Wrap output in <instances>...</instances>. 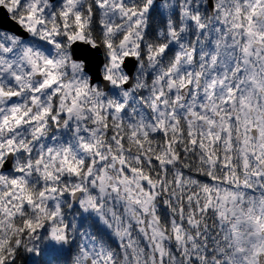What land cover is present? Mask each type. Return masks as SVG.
Segmentation results:
<instances>
[{"label":"rangeland","instance_id":"1","mask_svg":"<svg viewBox=\"0 0 264 264\" xmlns=\"http://www.w3.org/2000/svg\"><path fill=\"white\" fill-rule=\"evenodd\" d=\"M25 1L31 13L24 20L29 31L35 34L36 41L30 42V47L21 57L12 58L10 64L16 62L14 69L20 72V62L29 67L36 109L17 118L13 124L6 118L4 106L0 110V160L8 151H13V162H18L17 152L22 147L29 155L25 169H16L18 183L0 198L3 234L9 220L17 216L24 206L29 205L33 210L44 212L51 205L55 208L57 223L49 228L46 246L57 252L65 250V226H58L64 218L61 212L64 202L57 184L66 181L72 186L69 190L72 201L70 208L78 209L82 217L96 221L101 231L105 230L111 235L122 253L120 264H166L168 256L171 258L170 264H194V261L205 264V254L210 250V244L221 255V259L215 255L211 258L214 264H259L258 257L264 254V173L258 171L255 164L264 157V117L257 113L256 107L264 112V78L253 83L252 77L246 75L248 81L238 97L242 112H239L237 119L231 113L221 120L215 119L214 115L219 112L215 102L221 105L227 102L234 107L238 99L231 88L222 85L226 78L225 65L228 67V63L233 62L232 51L241 36L234 5L251 3L254 6V14L249 18L252 24L247 26L249 30L246 34L264 36V0H220L216 4L217 17L211 20L204 19L199 11L207 5L206 0H146L139 10L128 5L130 0H104L99 6L104 34L114 37L124 33L116 46L108 44L106 63L102 68L104 76L111 83L107 91L99 88L97 83H89V74L84 71L83 62L73 60L67 48L74 38L84 40V31L69 36L66 45L62 44L56 32L50 31L44 21L46 16L51 17L53 3L50 0ZM60 1L70 9L82 0ZM154 9H158L169 23H166L170 27L168 37H173L170 21L173 23L172 14L175 12L182 16V25L194 23L198 27L202 22H222L231 28L223 36L229 40V44L224 45V69L218 81L223 90L216 89L215 95L210 91L199 99H196V92L191 98L182 100L180 91L187 83L184 75L187 59L176 57L178 62L168 67L165 66L167 63L161 61L168 44L175 45L177 38H169L168 43L159 45L156 50L150 46L140 47L145 42L147 16ZM214 33L215 30H212L206 36L215 38V43H218L219 35ZM247 44H243L245 51ZM248 53L249 58L252 55L254 59L259 54L263 55L257 48ZM127 54L134 55L138 60L134 83L129 88L124 87L128 74L122 66ZM250 67V72H257L256 78L261 74L264 77V64L261 68L251 63ZM0 73H3L1 65ZM147 102L149 107L146 106ZM196 103L202 109L209 104L211 110L208 115L196 118L199 134L212 139L221 132L225 134L228 127L240 125L251 136L249 128L258 124V139L250 145L249 150L244 147L246 145L238 144L236 152H239V156L234 157L233 154L232 159L241 165L239 169L234 167L229 156L226 165L229 176L225 184L213 182L205 189L198 180L185 178L175 170L178 192L168 193L171 201L165 203L176 204L184 198L188 210L179 207V217H170L173 230L170 237L159 226L158 210L166 206L159 199L162 196L160 181L151 180L132 166V162L141 161V156L120 146L121 136L116 133L107 139L105 135L110 131V124L119 132L128 129L133 135L152 131L161 134L175 131L180 134L177 116L184 115L186 118L192 115ZM54 106L53 117H48L49 109ZM250 107L254 108L251 115ZM49 119L54 120L50 133L47 132ZM215 126L219 130L216 134L213 132ZM188 129L191 135L196 134L192 121H189ZM6 130L8 134L5 136L3 133ZM26 135L33 137L30 147L24 146ZM223 141V148L231 153L232 145L226 141V137ZM207 142L210 146V140L207 139ZM172 145L169 143L165 146L164 157L160 161L163 170L175 162ZM209 146L208 151L211 150ZM209 160L215 162L210 154ZM84 165L85 171L80 174L79 168ZM36 179L48 184L49 188L34 201L24 193L23 184ZM5 186V173L0 172V189ZM76 192L78 195L75 198ZM209 217L216 218V226L206 221ZM80 236V261L76 264L115 263V255L97 238L93 226L87 225ZM172 244L173 250L180 253L179 257L171 251Z\"/></svg>","mask_w":264,"mask_h":264},{"label":"flooded vegetation","instance_id":"2","mask_svg":"<svg viewBox=\"0 0 264 264\" xmlns=\"http://www.w3.org/2000/svg\"><path fill=\"white\" fill-rule=\"evenodd\" d=\"M53 5L51 6V17H45V25L46 27L51 31L53 30L56 32V35L58 38H60L62 44L66 45V39L69 36H73V34L78 32L84 31V40L74 38L73 41H71L67 48H69L70 52V45L75 41H86L90 42L93 46L96 44H99L97 41H93L91 39L90 34V22L93 17V9L98 10V18L99 17V6L101 3L104 2V0H82L79 1L78 4L70 9H67L66 6H64L60 0H50ZM156 1V0H155ZM220 0H213L214 6L209 7L206 0V6H203L200 8V14L203 15L204 19L211 20V18L217 17V2ZM146 3V0H130L128 5L132 7L135 10H139L143 7V5ZM138 4H141V6H136ZM0 6H2L6 12L9 13V16L18 24H20L21 28L28 33V35L24 36L21 33H16L11 29H6L2 26H0V65L2 66L3 73H0V110L1 107L4 106L6 109V118L10 120V122L13 124V122L16 121L17 118L23 117L27 112L31 110V112L35 111V101H34V86L30 84L32 77L29 75L30 69L27 65L20 62V71L15 70L16 68V62H12L10 64V60L16 57H21L22 53L25 52L27 48L30 47V42L36 41L35 40V34L31 33L28 29L27 22H25V17H27L31 11L30 7L28 6L27 2L25 0H0ZM234 7L237 8L236 13L239 17V20L237 22L238 26V33L241 34L240 37H238V41L236 42V47L232 51V55L234 56L233 62L228 63V67L226 70V78L222 85L231 88V90L234 92L233 95L235 97H239L240 92L243 90V86L246 81H248L246 75L252 77V82H257L259 79H263L264 77L261 75L257 76V72L251 69V63H254L255 65H259L261 68H263L264 64V36L262 35H251L246 34V32L249 30L248 25L252 24V21L249 20L250 17L253 16L254 12V6H251V3H243V4H235ZM84 11L85 16H81V13ZM154 11H158V9H154L150 12V14L147 16V30L144 33L145 42L143 44H140L143 47H148L149 44V38H147V34L151 30L150 27V15L152 13H155ZM159 15L162 16L159 12ZM78 16V18H77ZM173 16V23H171V28H173V37L177 38V41L175 45L168 44L169 46L166 47L164 50V53L162 54V62H166L167 59L170 60L171 64H174V62H178L177 58H186L187 63L185 65V68L187 69L185 72V76L187 79L186 85L188 86L189 94L187 98L192 96L197 92V98L199 99L204 94L208 92H212L214 95L216 94V89H224L222 88V85H218V81H220V75L221 70L224 69L223 66V51H224V45L229 44V40L226 37H223L224 34L226 35V32L228 30H231V28L227 25H223L222 22H202L201 25L198 27L192 23L190 25H182V16L178 14V12H175L172 14ZM163 20V27L160 29L159 38L166 40L168 43L169 38L172 39V36L167 35V33L170 30V27L166 23L167 19L162 16ZM78 22V25L76 23ZM52 22H55L56 25H52ZM249 22V23H247ZM169 24V23H168ZM213 27L211 28V26ZM207 26V27H206ZM100 28L104 34V29L102 28V22L100 19ZM215 30L214 35H219L218 43H215V38H207V34ZM122 35L124 33H118L116 36L111 37L112 39H117L119 43L122 40ZM109 38V35H105ZM227 41L226 43H224ZM244 42H247L246 45V51L244 50ZM116 43V44H117ZM165 43V44H166ZM109 45H114L112 42H107L105 48H107V51L109 49ZM101 46V45H100ZM102 47V46H101ZM142 47V48H143ZM255 48L259 49V52H263V55H257L256 59L252 57L249 58V53L251 50H255ZM229 49V48H228ZM227 49V50H228ZM102 50L104 51L103 47ZM182 51V52H181ZM17 53V54H15ZM71 58H72V52ZM108 53V52H107ZM107 53H105V61ZM181 53H184L181 55ZM246 57V58H245ZM73 59V58H72ZM245 59V60H244ZM183 60V59H181ZM244 60V61H243ZM80 61V60H79ZM82 62V61H81ZM19 63V62H18ZM188 71V72H187ZM40 78V76H36ZM188 80H190L188 82ZM100 85L99 83H97ZM213 85V88H212ZM181 90V89H180ZM183 90H181L182 94V100L183 99ZM232 92V93H233ZM191 98V97H190ZM219 108V112H216L214 117L215 119L221 120V118H224V116L228 115V113H231L232 117H236L239 115V112H242V109L240 107L241 102L238 98L234 107H230L228 103L226 102L224 105H221V103L216 104ZM213 104V106H215ZM194 112L192 115L190 114L188 117L185 118L184 115H178L176 122H178L177 129H180L182 123H186V126L188 128L189 121H192V124L195 127L196 134L198 135V128H199V122L196 120L199 116H205L210 113V105L205 104L204 109L200 107L198 103L194 105ZM215 108V107H214ZM257 113L262 114L264 117V112H261V110L256 107ZM250 115L254 113V108L250 107ZM259 120V119H258ZM257 120V121H258ZM208 126V123L206 124ZM247 129V128H245ZM189 130V129H188ZM251 132V136L248 135V132H244V129L241 128L240 125H238L236 128H227V132L224 134L221 132L219 136H213L211 139L210 136H208V140H210L211 144L210 147L212 148L214 145L219 144L222 148L224 145V138L226 137V141L232 145V149L230 150L231 153H229L226 149L223 148L224 152L227 153V161L229 156H231V162H233L232 156L234 154V157L239 156V152H236L238 150V144L246 145L248 150L251 148V144H253L256 141V138L258 139V133H259V125L256 124L255 126H251L249 128ZM248 130V131H249ZM214 134L219 132L218 127L215 126L213 128ZM5 136L8 134V130L4 131L3 133ZM193 135V136H195ZM247 135V136H246ZM261 138V137H259ZM33 137L31 135L25 136L24 146H32ZM244 143V144H243ZM27 147V148H28ZM20 150V152H17V159L18 160H26L27 157H29L27 151L25 149ZM31 150V149H30ZM11 152L8 151L5 154V157L7 154ZM13 152V151H12ZM16 153V152H15ZM15 155V154H14ZM3 157V159L5 158ZM33 157V156H31ZM3 159L0 160L1 163H3ZM2 165V164H1ZM0 165V167H1ZM255 166L258 167V171L264 173V157L261 158V160L255 164ZM233 167V166H232ZM241 167L239 165L238 169ZM1 173H5V171H0ZM264 179V178H263Z\"/></svg>","mask_w":264,"mask_h":264},{"label":"trees","instance_id":"3","mask_svg":"<svg viewBox=\"0 0 264 264\" xmlns=\"http://www.w3.org/2000/svg\"><path fill=\"white\" fill-rule=\"evenodd\" d=\"M141 6V4L136 5ZM139 8V7H138ZM150 15V27L151 30L147 34L149 38V46L153 49H159V45L166 43L167 40L159 38L160 29L164 28L162 23V16L159 12L154 11ZM84 11L81 16L84 15ZM78 18V16H77ZM77 25L78 22L76 21ZM52 25H56L52 22ZM92 33L91 39L97 41L105 48L107 42H112L116 45L117 39L108 38L104 36L100 28V19L98 18V10L93 9V17L90 22V29ZM114 46V45H113ZM167 65L170 66L171 62L169 59L166 60ZM101 86L99 85V88ZM142 93V92H141ZM149 107V103L146 104ZM50 113L48 117L54 115L55 106L49 109ZM51 117V118H52ZM54 119V118H53ZM53 119H49L47 123V132L53 131ZM179 133L175 131H169L166 134L159 132H148L145 134L133 135L131 131L126 129L123 132L117 131L115 127L110 124V131L105 135L107 139H110L111 135L121 136L120 146L128 150L130 153H134L141 156L140 162H132V166L141 172L142 175L149 177L153 181H160V187H162V196L159 198L160 201L165 203L171 201L168 193L176 194L177 187L175 170L185 178H194L202 183L205 189L213 182L226 183V177L229 176V168H227V153L224 152L223 148L217 144L214 145L211 150L208 151L207 142L208 135H191L188 131L186 123H182ZM173 144V152L176 156L173 166L163 168L160 166V161L164 157V149L167 144ZM210 148V146H209ZM209 154L215 158V162H210ZM26 160H18L15 163L14 169L5 171L6 183L5 188L0 189V198L5 196V193L10 191L18 181V172L16 169H25ZM237 161H233L234 167L238 169L239 164ZM85 171V165L79 168V173L83 174ZM239 171V170H235ZM242 175L240 171L237 173ZM18 183V182H17ZM23 184V183H22ZM72 186L68 185L66 181L59 182L57 184V190L63 194V205L61 206V212L64 213L63 221L58 223V226H65V232L67 234L66 245L67 248L61 252H57L53 249H48L46 243L49 239V228L52 224L57 223L56 213L54 206L48 205L43 211L33 210L29 205H26L22 210L9 220L7 230L3 234V226L0 221V264H76L80 261L81 251V236L80 232L87 225L93 226L94 233L97 238L107 246V248L115 255V263L120 264L122 253L113 238L105 230L101 231L100 226L96 221H90L88 218L82 217L81 212L76 208H70L72 203L69 195V190ZM24 193L29 197L30 200L37 201V198L43 191H46L49 186L45 182L39 179L26 181L23 184ZM25 195V196H26ZM166 204V203H165ZM162 206V205H161ZM163 207V206H162ZM188 210L186 201L184 198L175 203L166 204L164 208L158 210L159 226L162 230L168 233L170 237L173 236V230H171V216L177 219L179 209ZM70 208V210H69ZM214 217H209L206 221L216 226ZM1 220V218H0ZM89 221V223H88ZM185 224V222H184ZM186 225V224H185ZM210 250L205 254V264H214L211 258L215 255L221 259V255L217 254L216 249L210 244ZM178 257L180 253L172 250ZM170 256L165 260L166 264L171 262ZM194 264H198L194 261Z\"/></svg>","mask_w":264,"mask_h":264},{"label":"water","instance_id":"4","mask_svg":"<svg viewBox=\"0 0 264 264\" xmlns=\"http://www.w3.org/2000/svg\"><path fill=\"white\" fill-rule=\"evenodd\" d=\"M157 1V0H156ZM208 6L211 8L214 6L213 0H207ZM0 26L11 29L16 33H21L24 36L28 35L26 31H24L20 24L16 23L10 16L6 10L0 6ZM70 52H72L73 60H80L83 62V69L89 74V83L92 85L96 83H100L101 87L104 91H107L110 88V79L104 76V72H102V68L105 65V54L102 50V47L99 44L93 46L90 42L75 40L70 45ZM138 64L137 58L132 54H127L123 58V69L128 74V79L124 83L125 88H129L133 85L135 69ZM183 99H186L189 90L186 85L182 89ZM14 152H9L7 156L3 159V163L0 167V171L11 170L14 168ZM78 192L74 193L75 198L77 197ZM259 264H264V254L261 253L259 255ZM89 263V260L87 261Z\"/></svg>","mask_w":264,"mask_h":264}]
</instances>
